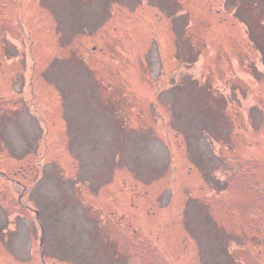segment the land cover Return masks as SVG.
Instances as JSON below:
<instances>
[{
	"label": "rangeland",
	"instance_id": "obj_1",
	"mask_svg": "<svg viewBox=\"0 0 264 264\" xmlns=\"http://www.w3.org/2000/svg\"><path fill=\"white\" fill-rule=\"evenodd\" d=\"M42 255L264 264V0H0V264Z\"/></svg>",
	"mask_w": 264,
	"mask_h": 264
},
{
	"label": "flooded vegetation",
	"instance_id": "obj_2",
	"mask_svg": "<svg viewBox=\"0 0 264 264\" xmlns=\"http://www.w3.org/2000/svg\"><path fill=\"white\" fill-rule=\"evenodd\" d=\"M37 210V209H36ZM37 215V214H36ZM37 218L39 219V214L37 215ZM126 247H128V245H126ZM42 261L44 262V263H46V264H48L47 262H46V259H45V257L42 255ZM53 264V263H52ZM56 264V263H55Z\"/></svg>",
	"mask_w": 264,
	"mask_h": 264
}]
</instances>
